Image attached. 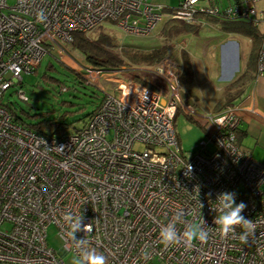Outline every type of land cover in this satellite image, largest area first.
<instances>
[{"label": "built area", "instance_id": "1", "mask_svg": "<svg viewBox=\"0 0 264 264\" xmlns=\"http://www.w3.org/2000/svg\"><path fill=\"white\" fill-rule=\"evenodd\" d=\"M259 1L222 9L182 0L168 10L147 0H15L12 6L0 0V264H64V256L76 254L61 238L68 231L66 211L91 223V232L76 237L88 240L109 264H264V163L237 145L238 108L198 114L183 97L178 66L169 58L152 67L113 70L63 62L102 100L82 129L60 137L13 122L3 103L12 88L28 102L23 75L33 74L46 55L70 62L67 47L76 33L90 34L109 22L147 37L165 14L188 25L208 24V18L257 26L264 22ZM263 73L261 52L257 75ZM179 113L207 138L187 157L173 127ZM226 191L247 205L242 215L255 224L247 243L240 240L242 227L224 237L214 223L220 213L212 209ZM178 212L181 233L204 218L207 243L161 242V228ZM50 227L62 243L57 253L47 244Z\"/></svg>", "mask_w": 264, "mask_h": 264}, {"label": "rangeland", "instance_id": "2", "mask_svg": "<svg viewBox=\"0 0 264 264\" xmlns=\"http://www.w3.org/2000/svg\"><path fill=\"white\" fill-rule=\"evenodd\" d=\"M7 3L9 6H12L15 0H7ZM163 27L164 24H159L150 36L142 37L127 34L114 24L107 22L100 29L98 28L95 32L86 35L94 38L100 32H104L110 35L119 47H129L144 50L145 52L167 44L173 49L169 59L176 64L181 55V43H184L186 51L192 58H196L197 61L194 62L196 80L194 79L195 81L193 82L182 84L183 92L187 98L190 97L193 100L198 114L213 115L215 113L212 112L217 113L218 111L216 110H219L221 105L220 102L222 101L225 82L220 80L217 75L213 78L210 75V71L207 72L209 75L203 72V67L211 62V58L214 56V52L211 51L212 46H210L212 38L209 37H211V33L205 31L198 37H178L172 41H167L162 32ZM67 55L71 59L70 62L68 59L60 61L46 55L35 73L28 76L23 75L21 90L28 98L27 103L20 101L15 95L16 88H12L6 92L3 103H11L17 111L26 110L30 115L44 114L49 119H56L58 122L68 125L67 133L82 129L87 118L85 116L96 108L100 102L101 95L90 87H81L75 80L74 75L64 69L66 65L63 62L73 68H75V62H82L77 55L71 52L70 55ZM216 61L218 63V57ZM48 64H51L53 68L46 71ZM138 66L152 67L154 65ZM238 72H234V74ZM43 76L46 78H42ZM209 79H212L213 83L209 82ZM208 85L212 87L210 88ZM62 86H65L68 91L61 93L60 88ZM74 87L75 90H73ZM215 105L217 107H214ZM21 117L25 124H35L38 120V118H31L25 114L21 115ZM173 127L183 156L187 157L191 155L196 147L207 140L203 129L194 121L188 120L183 113L177 114ZM47 244L56 253L62 247V243L54 227H50L47 230ZM72 257V254H67L63 257V263L71 264Z\"/></svg>", "mask_w": 264, "mask_h": 264}, {"label": "trees", "instance_id": "3", "mask_svg": "<svg viewBox=\"0 0 264 264\" xmlns=\"http://www.w3.org/2000/svg\"><path fill=\"white\" fill-rule=\"evenodd\" d=\"M210 20L218 21L221 30L226 33L234 32L249 37L253 44V48L251 50L248 59L247 70L243 71L240 75H238V77L230 84H228L225 88L224 95L227 98L224 104L225 106L224 108L232 107L234 106L235 100L240 95L244 84L246 82H249L251 79L248 70L251 67L253 68L255 66L254 64L258 62L261 52L260 51L261 41L263 35L259 32L258 28L250 22L237 21V20L236 21H225V20H216V19H210ZM162 32L167 41H172L184 35H189V34L198 35L199 30L198 28L192 25H188L176 20H169L166 24H164ZM68 50L71 53L77 55L82 60V62L78 61L82 65L91 66L103 70H113L127 65L129 66L155 65L156 63H159L162 60L168 59L173 51L172 47L168 46L167 44H164L159 48L149 50L148 52H145L144 50L129 48V47H124V48L119 47L116 45L114 39L110 35L105 34L104 32H100L94 38L83 33H76L72 36V42L68 46ZM177 66H178L177 74L179 75L181 84L190 83L193 79V71L191 68L189 55L183 50H181V55L179 60L177 61ZM52 68H53L52 65L48 64L46 67V71H49ZM64 69L74 75L75 80L81 87H90L89 85L86 84L85 80H83L81 73H76L66 66L64 67ZM42 78H46V77L43 76ZM73 90H75V87L73 88ZM101 100L102 97L100 99V102ZM100 102L98 103V105L100 104ZM98 105L96 106V108L98 107ZM6 108L11 114L13 122L22 125L27 129L32 130L33 132L50 137H60L67 133L68 125L60 123L56 119H49V117H45L44 114L30 115L29 113H27L26 110L17 111V109H15L13 104L11 103L6 104ZM96 108L91 113L85 116L87 118L84 123L88 121V119L95 112ZM23 114L31 118H38L37 123L25 124L23 122L24 121L23 118L21 117V115ZM187 119L193 122L191 118L187 117ZM236 141L238 145L237 134H236Z\"/></svg>", "mask_w": 264, "mask_h": 264}, {"label": "crops", "instance_id": "4", "mask_svg": "<svg viewBox=\"0 0 264 264\" xmlns=\"http://www.w3.org/2000/svg\"><path fill=\"white\" fill-rule=\"evenodd\" d=\"M147 1L153 4L163 5L167 7L168 10H173L179 6L182 0ZM245 1L246 0H199V5L206 6L213 4L224 9L230 6H235L238 3H244ZM256 8L258 11L264 12V0L257 2ZM166 15L167 14H165V19L161 24H166L169 21ZM204 21L208 22V24L192 25L198 28V35L189 34L181 37H198L205 31L211 33V37H209L212 38L210 40V46H212L211 51L214 52V56H211V62L203 67V72L207 73L210 71V75L213 76V78L217 75L220 80L225 82L223 97L219 108V110H221L225 107L224 104L227 98L224 95L225 88L228 84L234 81L238 75L247 70L248 59L253 44L251 39L245 35L222 31L218 21L210 20L208 18H205ZM256 27L263 35L260 51L264 53V22H260ZM181 46V50L189 55L193 71V79L191 82H193L196 80L194 62L197 61V59L192 58V56L186 51L184 43H181ZM217 57L219 58L218 63L216 61ZM254 65L253 68L251 67L248 70V73H250L251 76L250 81L244 84L240 95L234 102V106L238 108V117L240 120L236 134L238 136V145L240 148L249 153L257 161L264 163V73L262 75H257L258 62ZM234 72L238 73L234 74ZM209 82L213 83L212 79H209ZM208 86H210V88L212 87L211 85ZM189 99L191 100L190 97ZM191 101L193 102V100ZM214 107L217 106L215 105ZM219 110L216 111L219 112Z\"/></svg>", "mask_w": 264, "mask_h": 264}, {"label": "clouds", "instance_id": "5", "mask_svg": "<svg viewBox=\"0 0 264 264\" xmlns=\"http://www.w3.org/2000/svg\"><path fill=\"white\" fill-rule=\"evenodd\" d=\"M223 119L217 120L215 124L219 125L223 123ZM186 169L191 171L192 166L188 164ZM216 201H218L217 207L212 210L220 213L214 219L215 225L219 226L220 234L227 237L229 234L235 232L237 226H240L245 230L240 236V240L243 243H247L248 236L255 229L253 221L242 215L247 205L244 202L236 203L235 192H222L218 194ZM82 203L86 204L87 201H83ZM200 206L203 207L201 203ZM181 216L182 212L176 213L175 220L161 228V242L166 246L178 244L181 241L189 246L195 242L207 243L209 231L205 227L204 218H201L199 223L189 224L181 233L176 226V221H179ZM83 219V216L74 214L71 211H66L62 216V220L67 225L68 231L66 234H62L61 238L63 239L66 236L68 246L76 249V254L73 255L71 264H109L108 257L96 248L89 247L88 240L83 238L77 239V232L83 231L84 233H88L92 231L91 223L84 224ZM143 255L147 258V250H145Z\"/></svg>", "mask_w": 264, "mask_h": 264}, {"label": "water", "instance_id": "6", "mask_svg": "<svg viewBox=\"0 0 264 264\" xmlns=\"http://www.w3.org/2000/svg\"><path fill=\"white\" fill-rule=\"evenodd\" d=\"M183 97H184V98H187V96H186V95H184ZM188 103H189V104H193V102H192L191 100H190V101H188Z\"/></svg>", "mask_w": 264, "mask_h": 264}]
</instances>
